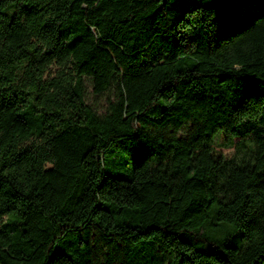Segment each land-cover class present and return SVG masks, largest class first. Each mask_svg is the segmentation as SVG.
Instances as JSON below:
<instances>
[{
    "label": "trees",
    "instance_id": "trees-1",
    "mask_svg": "<svg viewBox=\"0 0 264 264\" xmlns=\"http://www.w3.org/2000/svg\"><path fill=\"white\" fill-rule=\"evenodd\" d=\"M95 232L264 264V0H0V264H96Z\"/></svg>",
    "mask_w": 264,
    "mask_h": 264
},
{
    "label": "rangeland",
    "instance_id": "rangeland-1",
    "mask_svg": "<svg viewBox=\"0 0 264 264\" xmlns=\"http://www.w3.org/2000/svg\"><path fill=\"white\" fill-rule=\"evenodd\" d=\"M91 102L94 104L95 107H98L100 112H104L105 109V99L93 97ZM193 129V124L184 128L181 132H174V131H166L164 132L165 135L169 137H178V138H186L189 136ZM223 138L220 137L218 143L216 144L215 148L218 155H223L228 158H233L236 156V148H224L221 146ZM93 249L95 253V261L96 264H108V261L111 258H114L115 264H123V255L122 251L124 246L122 243H118L112 250H110L108 244H105L101 236L95 232L93 234Z\"/></svg>",
    "mask_w": 264,
    "mask_h": 264
}]
</instances>
